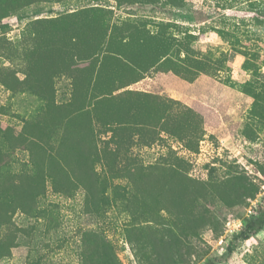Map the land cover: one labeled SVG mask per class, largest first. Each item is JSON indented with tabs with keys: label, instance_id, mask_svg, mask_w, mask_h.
<instances>
[{
	"label": "rangeland",
	"instance_id": "374dc122",
	"mask_svg": "<svg viewBox=\"0 0 264 264\" xmlns=\"http://www.w3.org/2000/svg\"><path fill=\"white\" fill-rule=\"evenodd\" d=\"M23 3L0 20V264H264V226L237 237L264 203V0Z\"/></svg>",
	"mask_w": 264,
	"mask_h": 264
},
{
	"label": "trees",
	"instance_id": "16d2710c",
	"mask_svg": "<svg viewBox=\"0 0 264 264\" xmlns=\"http://www.w3.org/2000/svg\"><path fill=\"white\" fill-rule=\"evenodd\" d=\"M24 1H25V3H23V4L32 3V2H36V1H40V0H0V20L3 17H6L8 15V12L12 8H14L15 6H20L22 4V2H24ZM105 29H106V27L104 25L100 28L97 42L102 41L104 39V37H106L107 32H104ZM97 44L100 45L101 43H94V46L96 47ZM107 50H109V49H107ZM112 52H115V51H112ZM109 93H110V91H107L105 94H109ZM85 158L87 159V161L92 162L94 157L91 154H86ZM263 226H264V203L259 206L257 215L255 217L249 219L246 222V224L243 226V228L241 229V231L237 235V237H239L243 240H246V239L250 238L253 234L257 233L259 230H261ZM231 251H232V246H229V252H231Z\"/></svg>",
	"mask_w": 264,
	"mask_h": 264
}]
</instances>
